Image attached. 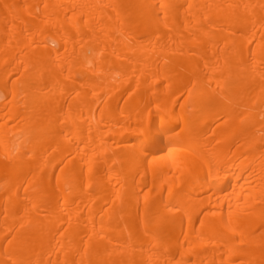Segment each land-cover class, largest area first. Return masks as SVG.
Wrapping results in <instances>:
<instances>
[{
	"label": "bare ground",
	"instance_id": "obj_1",
	"mask_svg": "<svg viewBox=\"0 0 264 264\" xmlns=\"http://www.w3.org/2000/svg\"><path fill=\"white\" fill-rule=\"evenodd\" d=\"M0 118V264H264V0H0Z\"/></svg>",
	"mask_w": 264,
	"mask_h": 264
},
{
	"label": "rangeland",
	"instance_id": "obj_2",
	"mask_svg": "<svg viewBox=\"0 0 264 264\" xmlns=\"http://www.w3.org/2000/svg\"><path fill=\"white\" fill-rule=\"evenodd\" d=\"M3 113H5V112H3ZM3 113H2V115H3ZM1 119H2V118H0V121H1Z\"/></svg>",
	"mask_w": 264,
	"mask_h": 264
}]
</instances>
